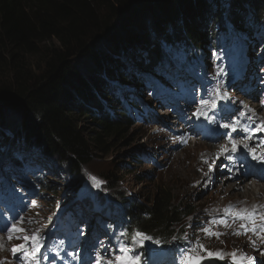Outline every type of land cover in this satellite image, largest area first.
Returning a JSON list of instances; mask_svg holds the SVG:
<instances>
[{
  "label": "trees",
  "instance_id": "obj_1",
  "mask_svg": "<svg viewBox=\"0 0 264 264\" xmlns=\"http://www.w3.org/2000/svg\"><path fill=\"white\" fill-rule=\"evenodd\" d=\"M220 1L0 0V128L5 129L4 122L1 124L3 111L19 108L24 117L18 132H14L15 138L54 159L61 169L82 175L93 160L107 156L112 146L125 137L140 119L138 115H147L146 109L137 108L134 92L138 87L133 89L134 83L143 79L145 87L153 86L154 80L148 76L151 74L160 81L164 94H173L175 86L183 89L185 83L177 82L179 74L171 69L177 65L192 73L199 66L196 60L201 48L213 45L219 53L227 51L226 59L233 65L237 64L239 51L246 54L247 28H264V0H227L228 11L220 8ZM145 11L158 20L154 24L157 38L136 29L140 13ZM101 41L139 70L133 71L113 54L100 51L97 45ZM78 56L90 60L98 74L87 76L76 67L73 59ZM193 74L205 86L202 70ZM117 80L122 89L112 87ZM157 84L152 96L158 92ZM82 119L96 126L92 134L81 127ZM2 143L0 148L4 150L7 143ZM15 156L12 161L16 160V167L12 168L20 170L30 165L23 161L26 156L22 153ZM9 160L5 166L11 169V164L7 166ZM130 174L135 173L127 174L114 166L101 175L103 190L113 203H107L101 193L96 198L89 196L92 206L118 204L128 210L124 224L99 218L105 232L112 235L113 247L129 243L132 232L139 230L158 240L161 247L169 244L173 249L176 234L186 229L180 228L183 219L193 217L195 209L183 202V194L176 197L172 188L164 186H159L154 199L147 203L131 202L124 188ZM135 176L138 178V174ZM29 181L41 194L50 188L45 175L32 176ZM137 181L143 182L144 178ZM4 186L0 174V200L1 193L4 198L11 196ZM118 211L119 207L114 210ZM69 219L67 237L56 239L53 249L75 243L72 225H77L76 218ZM124 231L128 235L118 240ZM48 240L49 235L46 243ZM147 257L153 263L154 258Z\"/></svg>",
  "mask_w": 264,
  "mask_h": 264
},
{
  "label": "rangeland",
  "instance_id": "obj_2",
  "mask_svg": "<svg viewBox=\"0 0 264 264\" xmlns=\"http://www.w3.org/2000/svg\"><path fill=\"white\" fill-rule=\"evenodd\" d=\"M217 1L221 2L220 0ZM211 7L213 8L214 4ZM220 8L228 11L227 0H223ZM105 14L106 11L102 13V16ZM157 22L158 20L155 21L152 15L145 11L140 13L136 22V29L140 33L150 34L152 37L154 35L157 38L158 35L156 36L154 32V29L157 31L154 25ZM168 25L169 23L165 25V28ZM245 34L248 36L247 52L246 54L244 51L238 52L236 65L226 59L227 51L219 53L214 50L213 45H207L201 48L200 52L198 51L196 63L199 66L195 67L193 72L202 70L205 86H201V81L194 78L193 72L188 73L180 70L177 65H174L171 71L179 74L176 81L184 82L185 87L179 89L175 86L173 94H164L163 86L159 85L158 92L152 96L154 84L160 83V81H157L156 77L151 74L148 76L154 80V84L151 83L153 86L148 87L146 85L145 87L141 82L143 79L134 83L135 86L131 85L133 89L138 87L134 92L137 108L146 109L147 115H138L140 119L134 122L133 127L129 129L125 137L112 146L107 156L97 157L93 160L82 175L73 174L67 168L61 169L54 159H48L35 148L29 147L22 140H19L18 137L15 138L14 132L15 134L18 132L24 112L19 108H7L3 111L1 124L4 122L5 129L0 128V130L9 141L2 134L0 135V143L3 141L2 145L4 146L7 143L6 149L0 148V174L1 184L7 186V191H11V196L4 198L5 194L1 193L3 201H0V228H3L6 222L11 223L13 218L23 217L25 223L23 225L18 224V226L29 229V234L39 230L40 235H49L47 247L45 243V247L41 249V253L48 259H42L41 264H91L95 261L97 254L104 255L108 248H114L112 238L106 234L99 218L115 222L118 215L126 209V207L118 204L92 206L89 197L91 195L96 198V195L101 193V196L106 198L107 203H113L103 190L105 182L102 183L101 175L103 176L108 169L116 166L127 174L132 171L135 173L128 175V178L126 177L127 181L124 185L131 202L147 203L154 199V194H156L159 186H164L172 188L176 197L181 198L183 194V202L196 210H194L193 217L183 219L180 228L182 226L186 229L185 231L180 229L179 234H176L173 250L170 249L169 244L161 247L159 244L148 240L144 241L143 247L137 246V253H142V260L145 259V261L141 260V264H150L147 256L154 258L151 264H175L172 258H176L178 262L176 264H180L181 250L197 242L203 244L204 248L209 251L219 250L230 253L239 250L255 257L256 264L259 260L264 261L263 256L260 255L261 252H264V241L252 233L240 236L233 235L234 232L241 231L239 228L241 221L233 222L232 216L224 211L229 207L233 209V212L246 209L254 202V199L249 202L240 198L242 197L240 190L221 191L219 189L222 184L215 183L216 180L233 177V173L228 174L225 167H222L224 163L219 165L213 163L216 154L207 151L212 150L214 152L213 148L210 147L211 145L218 147L226 142L225 137L220 139L218 137L220 133L226 131L220 128L219 124L229 123L241 113H247L248 116H251L253 111L256 116L253 117L255 124H249V128H254L256 124L264 120V103H262L264 101V28L254 26L251 29L248 27ZM161 39L157 41L160 43ZM97 48L106 54H113L119 62L131 67L133 71L139 70L121 56L111 52V47L103 44L102 41L98 43ZM73 64L87 76L98 74V70L86 58L75 57ZM118 81L112 82L115 85L112 87L122 89L124 86ZM217 85L221 86V93L227 94L226 98L217 100L215 109L211 107V103L205 107L200 106L198 102L201 99L210 100V94ZM201 87L203 94H200ZM197 107H202V110L207 109L209 115L214 114L215 121H208L203 118L195 119L192 114ZM242 122L248 123L247 116L242 117ZM81 127L89 135L96 128L92 121L87 119H82ZM239 132L240 129L238 128L237 133ZM262 132H257L256 135ZM237 133L235 139L245 140V133L243 135ZM181 138L186 142H181ZM213 138L216 140L212 141ZM243 144L241 143L240 147H243ZM248 145L250 148H255V151L259 150L264 154L261 150L264 142L256 143L255 140L254 143L251 142ZM199 146H207L209 149L198 150ZM25 150L29 153L24 154ZM18 153L26 156V159L22 157L23 161L30 164L20 170L12 168L16 167V160H12ZM245 156L250 160V163L242 165V171H252V166L250 169H246V167L250 166L251 163L253 164L254 159L250 152ZM201 157H205L204 160ZM208 157H211L208 165L211 164L213 168V171L209 173L208 167V174L211 179L209 180L208 177L199 184H192L191 179L198 172V176L202 177V166ZM9 158L7 166L11 164V169L5 166V162ZM180 160L183 162L179 163ZM137 174L138 178H144L143 182L137 181L138 178L135 176ZM42 175H45V180L50 188L46 189L44 193L42 191L41 194L40 191L33 189V182L29 180L32 176L42 177ZM250 180L264 184V178L257 180L254 177ZM97 182H99V187L96 186ZM205 184L208 187H205ZM73 185L76 187L72 188ZM77 190L78 192H76ZM113 191L117 192L114 189ZM19 195H24V198H19ZM263 200L264 198L261 201ZM87 205L92 207L89 208ZM117 207H119V211L112 216L113 218H109ZM258 211L264 212L263 206ZM76 213L82 215L78 216ZM70 216H74L76 218L75 223H77V226L73 228L75 233L74 245L70 247L60 245L57 249H53L57 245L56 239L63 240L67 237L66 224L70 221ZM221 218H227L231 226L225 227L220 224ZM213 220H216V223H212ZM203 226L209 227L211 231L224 233V235L219 239L215 236H207L200 231ZM250 240H255L257 248L251 245ZM20 243L23 241L15 238L9 241L7 233L0 231V260L4 261L5 264H20V261L14 258L11 252L12 247ZM144 250L147 253L144 254ZM41 253L37 254L38 258H40ZM195 255H203L207 258V252L199 248H197ZM156 259L159 261L156 262ZM225 259L231 258L226 257Z\"/></svg>",
  "mask_w": 264,
  "mask_h": 264
},
{
  "label": "snow or ice",
  "instance_id": "obj_3",
  "mask_svg": "<svg viewBox=\"0 0 264 264\" xmlns=\"http://www.w3.org/2000/svg\"><path fill=\"white\" fill-rule=\"evenodd\" d=\"M220 87V85H217V87L213 89L212 93L210 94V100L201 99L198 102L199 105L203 106L211 103V107L215 109L217 100H224L227 96L226 93H221ZM262 103H264V101H262ZM192 116L195 117V119L203 118L208 121H215V115H209V112L206 109L202 110V107H197ZM245 116H247L248 123L242 122V117ZM254 116V111L253 115L251 116H248L247 113H241L229 123L219 124L220 128L226 130L223 133H220V135L227 138L231 147H229L228 144L220 145L221 153L217 154L216 159H220V154H224L226 156V159H228L229 161L233 160V156L231 154L236 153L239 150L240 142L233 137L232 133H237L238 128L240 129V132L237 133L238 135H243L245 132L249 133L245 136L246 140H252L257 132L264 131V120L256 124L254 128H249V124H255V120L253 119ZM181 142L186 141H183V138H181ZM243 147L245 149H248L253 159L264 162V154L257 156L255 148H250L247 143H244ZM222 167L227 168L228 166L224 164L222 165ZM212 171L213 168L210 164L209 173H211ZM229 171H231L230 168ZM205 175L209 176L208 173H205ZM93 179H95V177H93ZM210 179L211 177L209 176V180ZM96 186L99 187V182H97ZM205 187H207V184H205ZM224 211L225 213L232 216L233 222H235L236 220L241 221V223L239 224V228L241 231H236L233 233V235L240 236L252 233L261 241H264V212L258 211V209L255 207L251 211L243 209L233 212V209L231 207L226 208ZM24 223L25 220L23 217L13 218L11 223L6 222L4 224V227L0 228V231H4L7 233V238L9 241L13 240L14 238L23 241V243L15 245L11 249L12 256L18 259L20 261V264H25L26 261L27 264H41L42 259H48L47 256H44L41 253V249L45 247L47 237L44 235H40L39 230L32 231L31 234H29V229L18 226V224L23 225ZM212 223H216V221L213 220ZM219 223L224 225L225 227L231 226L227 218H221L219 220ZM200 231L205 233L207 236H215L217 239L224 235V233L211 231L207 226L201 227ZM127 235L128 233L126 231L120 232L117 239L119 240L121 237H125ZM146 240L153 241V238L142 231L134 230L131 234L129 243L122 244L121 246H118L116 248H108L104 255L97 254L94 264H141L143 254L137 253L135 251V248L137 246L143 247L144 241ZM153 242L156 244L160 243L158 240H155ZM60 243L63 244V241H60ZM250 243L254 248H257L255 240H250ZM197 248L207 252V258H215L223 261L226 257H230L231 259L228 260V264H256V258L253 256H249L246 252H240L239 250L232 251L230 253H225L219 250L213 252L205 249L204 245L200 244L199 242H197L196 244H191L188 248L181 250L180 264H202V261L206 257L203 255H195ZM38 253H41L40 258L37 257ZM260 255L264 256V252H261ZM0 264H5V262L0 260ZM261 264H264V261H261Z\"/></svg>",
  "mask_w": 264,
  "mask_h": 264
},
{
  "label": "bare ground",
  "instance_id": "obj_4",
  "mask_svg": "<svg viewBox=\"0 0 264 264\" xmlns=\"http://www.w3.org/2000/svg\"><path fill=\"white\" fill-rule=\"evenodd\" d=\"M205 106L206 105H203V107H205ZM258 118H260V117H258ZM248 134L249 133L245 132V136ZM232 135L234 138L236 137V133H232ZM218 137H219V139L223 138V136H221V135H219ZM215 140H216V138L212 139V141H215ZM237 140L240 142V146H241V143H247V144L249 143L250 144L251 142L254 143L255 140H256V143L257 142L261 143V142H264V131L259 135H255L252 140H246V139L245 140L237 139ZM224 144H228V146L231 147L227 138H226V142ZM210 147L213 148L214 152L212 150H207L208 152L216 154V156L218 153H221L220 146L215 147V145H211ZM239 148L240 149L238 150V153H235V155H233V153H232L233 160L229 161L228 159H226V156L224 154H220V159H215L213 161V163H215L216 165H219L221 163L226 164L228 167L225 169L228 172V174L233 173L232 174L233 177H230V178L227 177L224 180L219 178L218 180H216L215 183H217V184L221 183L222 184V186L219 187V189L221 191L222 190L228 191L229 189L240 190V191H242V194H241L242 197H240V198H244L246 201H249V202H251L250 201L251 199H254V202H252L248 207H246L247 210L251 211L254 207L259 209V208H261V206H263V208H264V200L261 201L264 198V184L261 182L259 183L256 180H254V181L250 180V178H254V177H256L257 180H262L264 178V162H261L260 160L254 159L253 160L254 163L253 164L251 163L250 166L246 167V169H250L252 166V169H251L252 171H247V172L242 171V165L250 163V160L247 158V156H245V154H247L249 151H248V149H245L244 147H239ZM203 149H209V147H207V146H199L198 147V150H203ZM240 150H243V152H240ZM261 150H263V152H264V145L261 147ZM256 154L260 155V154H262V152L258 150V151H256ZM259 155H257V156H259ZM204 158L205 157H201L202 160H204ZM206 160L207 161L205 162V164L203 163V166H202L203 167L202 168L203 173L201 174L202 177L198 176L199 172L197 173V171L194 170L195 168L193 169L197 173V175H194L192 177V179H191L192 184H195V183L199 184L200 182L206 180L209 177V176H206L205 173H208V167H209L208 164L211 161V157L206 158ZM178 162L182 163L183 160H180ZM260 163L262 164V167L260 166ZM229 168L231 169V171H229ZM234 183H236V184H234ZM246 183H247V185H245ZM231 184H233V185H231ZM225 195H226V193H225ZM212 207H214V206H212ZM263 258H264V256H263ZM173 261L175 263H178L176 259H173Z\"/></svg>",
  "mask_w": 264,
  "mask_h": 264
},
{
  "label": "water",
  "instance_id": "obj_5",
  "mask_svg": "<svg viewBox=\"0 0 264 264\" xmlns=\"http://www.w3.org/2000/svg\"><path fill=\"white\" fill-rule=\"evenodd\" d=\"M202 264H228V260L207 259Z\"/></svg>",
  "mask_w": 264,
  "mask_h": 264
}]
</instances>
